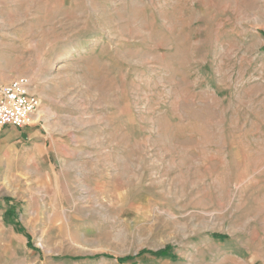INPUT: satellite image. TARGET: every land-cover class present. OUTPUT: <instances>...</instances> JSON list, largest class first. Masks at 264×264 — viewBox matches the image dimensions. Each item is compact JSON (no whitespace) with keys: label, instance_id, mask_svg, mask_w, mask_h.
<instances>
[{"label":"rangeland","instance_id":"374dc122","mask_svg":"<svg viewBox=\"0 0 264 264\" xmlns=\"http://www.w3.org/2000/svg\"><path fill=\"white\" fill-rule=\"evenodd\" d=\"M17 79L0 264H264V0H0Z\"/></svg>","mask_w":264,"mask_h":264},{"label":"built area","instance_id":"2783aa9c","mask_svg":"<svg viewBox=\"0 0 264 264\" xmlns=\"http://www.w3.org/2000/svg\"><path fill=\"white\" fill-rule=\"evenodd\" d=\"M38 107L39 100L29 93L25 79L0 82V128L24 129Z\"/></svg>","mask_w":264,"mask_h":264},{"label":"trees","instance_id":"16d2710c","mask_svg":"<svg viewBox=\"0 0 264 264\" xmlns=\"http://www.w3.org/2000/svg\"><path fill=\"white\" fill-rule=\"evenodd\" d=\"M154 255H157V256H160V257L168 255L167 248L154 253Z\"/></svg>","mask_w":264,"mask_h":264}]
</instances>
